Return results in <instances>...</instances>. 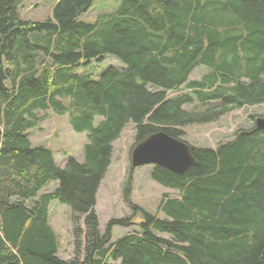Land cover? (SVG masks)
<instances>
[{"label":"trees","instance_id":"16d2710c","mask_svg":"<svg viewBox=\"0 0 264 264\" xmlns=\"http://www.w3.org/2000/svg\"><path fill=\"white\" fill-rule=\"evenodd\" d=\"M21 2L0 0V264H264L256 124L215 148L191 145L196 162L183 173L152 165V178L179 193H164L156 213L131 203L133 166L123 196L142 220L112 218L101 231L96 211L128 123L136 143L160 129L182 139L186 126L264 104V0H123L94 22L78 18L93 0H59L43 21L22 19ZM108 54L125 68L97 79L75 70ZM198 66L208 70L191 79ZM48 110L88 133L82 161L60 166L33 144L29 130ZM53 201L70 211L74 258L59 255Z\"/></svg>","mask_w":264,"mask_h":264},{"label":"rangeland","instance_id":"374dc122","mask_svg":"<svg viewBox=\"0 0 264 264\" xmlns=\"http://www.w3.org/2000/svg\"><path fill=\"white\" fill-rule=\"evenodd\" d=\"M59 0H22L19 11L22 19L43 21L53 18V11ZM123 0H93L92 5L83 11L78 18L84 22H94L100 14L115 11ZM125 68V64L116 56L108 54L103 59L76 67L75 70L89 74L93 79L108 67ZM208 70L198 66L191 73V79L201 78ZM171 96L176 92L170 93ZM40 122L37 128L29 131L34 145L50 147L57 163L63 166L69 156L81 160L84 158V145L88 142L87 132H77L72 128L68 114H57L52 110ZM253 116V117H251ZM264 117V104L245 106L225 114L217 121L192 124L185 127L186 135L183 140L197 147H217L220 143L232 139L235 132L242 128H251L256 118ZM98 121V120H97ZM136 130L133 123H128L121 136L113 143V156L110 167L102 180L98 195L96 211L98 212L100 230L104 231L112 218L130 217L134 222L142 220L139 211L132 209L123 196V187L131 171V150L136 144ZM152 165L145 164L133 168L131 203L141 206L151 213L157 212L160 199L164 193L178 196V190L166 187L155 181L151 176ZM52 183L47 190H53ZM70 211L67 206L53 201L50 208V222L58 235L59 255L64 259L74 258L73 225L69 219ZM160 215H163L160 213ZM138 229L137 225L115 226L113 239H118L125 233ZM165 236L164 234H161ZM85 251L83 250L82 256ZM114 264H121L115 261Z\"/></svg>","mask_w":264,"mask_h":264},{"label":"water","instance_id":"95a60500","mask_svg":"<svg viewBox=\"0 0 264 264\" xmlns=\"http://www.w3.org/2000/svg\"><path fill=\"white\" fill-rule=\"evenodd\" d=\"M257 129L264 128V117L256 118ZM196 162L190 144L164 130H157L136 143L131 150L133 166L162 165L177 172H185Z\"/></svg>","mask_w":264,"mask_h":264}]
</instances>
